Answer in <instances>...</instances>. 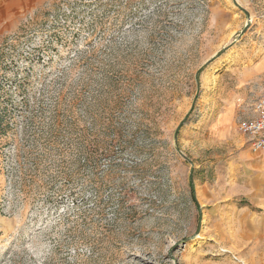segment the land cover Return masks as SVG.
Masks as SVG:
<instances>
[{"label": "rangeland", "instance_id": "obj_1", "mask_svg": "<svg viewBox=\"0 0 264 264\" xmlns=\"http://www.w3.org/2000/svg\"><path fill=\"white\" fill-rule=\"evenodd\" d=\"M264 0H0V264H264Z\"/></svg>", "mask_w": 264, "mask_h": 264}, {"label": "built area", "instance_id": "obj_2", "mask_svg": "<svg viewBox=\"0 0 264 264\" xmlns=\"http://www.w3.org/2000/svg\"><path fill=\"white\" fill-rule=\"evenodd\" d=\"M238 127L248 134L250 151L254 154L264 153V83L254 102L253 117L240 122Z\"/></svg>", "mask_w": 264, "mask_h": 264}]
</instances>
